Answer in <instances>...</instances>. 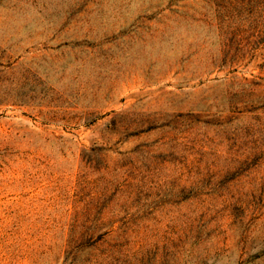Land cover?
I'll use <instances>...</instances> for the list:
<instances>
[{
    "label": "rangeland",
    "instance_id": "rangeland-1",
    "mask_svg": "<svg viewBox=\"0 0 264 264\" xmlns=\"http://www.w3.org/2000/svg\"><path fill=\"white\" fill-rule=\"evenodd\" d=\"M0 264H264V0H0Z\"/></svg>",
    "mask_w": 264,
    "mask_h": 264
}]
</instances>
